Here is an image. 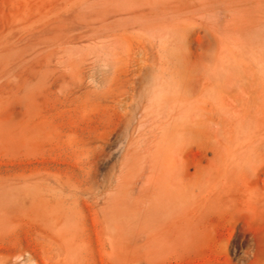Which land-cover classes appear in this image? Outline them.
<instances>
[{
    "label": "rangeland",
    "instance_id": "1",
    "mask_svg": "<svg viewBox=\"0 0 264 264\" xmlns=\"http://www.w3.org/2000/svg\"><path fill=\"white\" fill-rule=\"evenodd\" d=\"M262 108L264 0H0V264H264Z\"/></svg>",
    "mask_w": 264,
    "mask_h": 264
},
{
    "label": "bare ground",
    "instance_id": "2",
    "mask_svg": "<svg viewBox=\"0 0 264 264\" xmlns=\"http://www.w3.org/2000/svg\"><path fill=\"white\" fill-rule=\"evenodd\" d=\"M262 109H264V108H262ZM144 124V123H143ZM172 124H173V122H172ZM176 125V124H175ZM178 125V124H177ZM136 127V126H135ZM173 127H174V125H173ZM136 129V128H135ZM170 129V128H169ZM168 129V130H169ZM173 129V128H172ZM133 133H135V131L133 132ZM167 136H169V134L167 135ZM146 137V136H145ZM164 141H165V139H164ZM162 142V141H161ZM197 152V151H196ZM136 154V153H135ZM123 161H125V160H123ZM182 201H183V199H182ZM259 252V251H258Z\"/></svg>",
    "mask_w": 264,
    "mask_h": 264
}]
</instances>
